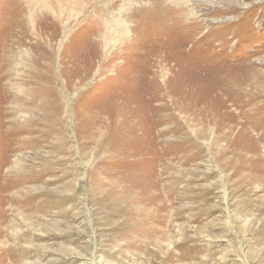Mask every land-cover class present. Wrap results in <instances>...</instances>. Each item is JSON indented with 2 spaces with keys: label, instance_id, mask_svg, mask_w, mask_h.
I'll use <instances>...</instances> for the list:
<instances>
[{
  "label": "rangeland",
  "instance_id": "obj_1",
  "mask_svg": "<svg viewBox=\"0 0 264 264\" xmlns=\"http://www.w3.org/2000/svg\"><path fill=\"white\" fill-rule=\"evenodd\" d=\"M263 130L264 0H0V264H264Z\"/></svg>",
  "mask_w": 264,
  "mask_h": 264
},
{
  "label": "bare ground",
  "instance_id": "obj_2",
  "mask_svg": "<svg viewBox=\"0 0 264 264\" xmlns=\"http://www.w3.org/2000/svg\"><path fill=\"white\" fill-rule=\"evenodd\" d=\"M144 18V17H143ZM167 20H166V19ZM144 19H146V20H144ZM143 20H144V22L147 24V25H154V26H156L155 28H157V26L158 25H162L164 22H168V24H172V22L170 21L171 19L167 16V14H166V12H165V10L163 9V8H161V7H156L155 9H154V14L153 15H148L146 18H144ZM149 19H151V20H148ZM142 20V21H143ZM169 20V21H168ZM146 25V26H147ZM173 25V24H172ZM140 28H141V26H140ZM152 28V27H151ZM141 30V29H140ZM149 32H150V30H149ZM162 32H164V31H162ZM154 35V34H153ZM262 73V72H261ZM254 74H255V72L252 74V76H254ZM257 75V74H256ZM248 79V78H247ZM248 83V82H247ZM230 84H232V85H236V86H239L240 85V81L237 79V77H234V79L233 80H231L230 81ZM244 85V84H243ZM254 86V85H253ZM259 88V87H258ZM249 89V88H248ZM260 90H262V89H260ZM235 91V90H234ZM243 91V90H242ZM257 91V90H256ZM251 92V91H250ZM255 92V91H254ZM263 93V92H262ZM259 95H260V93H259ZM245 97V96H244ZM235 103V102H234ZM246 107V106H245ZM235 109V108H234ZM248 109V108H247ZM250 110V109H249ZM235 111V110H234ZM239 112V111H238ZM236 116V115H235ZM239 116V115H238ZM242 118V117H241ZM246 127V126H245ZM246 129V128H245ZM255 131V130H254ZM264 131V130H263ZM256 132V131H255ZM255 136L257 137V139H259V140H262L261 138H263V136L261 135V134H255ZM252 156V155H251ZM239 175V174H238ZM250 181V180H249ZM253 181V180H252ZM256 181V180H255ZM241 190V189H240ZM248 190L249 189H242V191H244V193L245 194H247L248 193ZM261 192H262V195H261V197L260 198H262L263 200H264V185H263V189L261 190ZM246 196H248V195H246ZM259 197H257V198H253L252 199V201L254 202V201H256L257 199H258ZM261 200V199H260ZM250 202V201H249ZM260 203V202H259ZM9 205V204H8ZM263 205V204H262ZM257 210H259L260 211V207L259 208H257ZM261 212V211H260ZM259 213V212H258ZM260 214V213H259ZM15 228V227H14ZM13 229V228H12ZM12 231V230H11ZM12 233V232H11ZM13 236V235H12ZM15 239V238H14Z\"/></svg>",
  "mask_w": 264,
  "mask_h": 264
}]
</instances>
